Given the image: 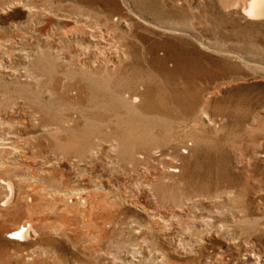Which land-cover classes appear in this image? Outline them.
Listing matches in <instances>:
<instances>
[{"label":"rangeland","instance_id":"374dc122","mask_svg":"<svg viewBox=\"0 0 264 264\" xmlns=\"http://www.w3.org/2000/svg\"><path fill=\"white\" fill-rule=\"evenodd\" d=\"M248 2L0 0V181L12 188L0 182V264H264V15ZM104 14L127 23L110 30ZM91 29L158 45L160 67L132 57L94 78L109 91L140 84L144 108L170 118L97 122L87 157L57 144L90 129L84 117L123 111L101 92L87 103L69 60H94ZM49 183L61 190L41 197ZM25 224V240L7 237Z\"/></svg>","mask_w":264,"mask_h":264},{"label":"bare ground","instance_id":"6f19581e","mask_svg":"<svg viewBox=\"0 0 264 264\" xmlns=\"http://www.w3.org/2000/svg\"><path fill=\"white\" fill-rule=\"evenodd\" d=\"M247 14L249 16L264 15V0H249L248 6H247ZM124 19L125 18H123V16L121 15L117 18V21L114 22L115 18L112 19V17L109 14H104L102 24H104L110 30L117 31L119 27V22H123L125 24L127 23ZM127 38L128 37L126 34L124 36L119 35L118 38L116 39L111 38L109 36L107 38H104L102 32L97 31L95 29H91L88 34V41H89V44H92V46L94 47L93 49L96 52L95 53L96 55H94L93 57L94 60L89 61L88 60L89 58L88 59L85 58L86 60L79 62L80 61L79 60L80 57L78 56L79 54L77 55L74 54L70 56L69 58L70 61L77 58V62L80 65L83 74L85 75L84 79L86 80V85H82L79 81L78 83L84 87V90L86 88L85 92L87 90L89 91V96H90L91 101H88L87 103H93L92 98L95 97L98 94V92H101L102 94L101 98L103 99V102H101V105H105L106 102L104 101H107V99L104 98V96L105 94H107L110 96L112 100L117 101V103L123 108V111L120 114H114L112 116L103 115L102 112L101 114L96 112L95 114L92 113L91 115L84 117L83 119L84 123L91 124V128L88 130L87 129L85 130L82 127L69 128L68 131L71 135L77 134L78 132L77 130H80V135L82 136L80 137L69 136L65 139L66 141L64 143H61L62 142L61 141L59 145L57 144V146H60V148H62L63 150H67L70 153L71 152H74L76 154L78 153V155L80 156H83L87 151H89L86 154L87 157L94 156L97 152L96 150H93V151L91 150V148H94V147H92V143L90 142L89 138L93 134H97L99 132L97 131L98 129H96V126H95L97 122L98 123L105 122L106 124L123 122V121L128 122L129 119L138 118L139 116H142V115L144 116L145 113L154 114V115L159 114L161 116L170 118L169 115L158 113L161 111H159L156 106H150V107L147 106L146 108H144V106L141 104V101L143 100V98L145 97L148 91L146 88L140 87V84L139 85L137 84L136 86L132 88L129 86L126 89L120 88L119 90L109 91V90H104L103 88L106 85L105 78L101 76L99 78H94V76H96V74L101 71H102V74H105V75L110 74V73H119V72L126 71L130 67L128 60H130L132 57L137 62L138 58L141 59L147 56L154 66H159V67L161 66L162 59L158 58L155 55L156 54L155 51L158 48V45H155V44L154 45L153 44L152 45L150 44L149 45H145V44L144 45L142 44L134 45L133 43H130ZM111 40L113 42H111ZM72 44H74L75 46L74 41L73 42L68 41L66 48L69 50L72 49L71 48ZM15 53L20 54V50H15ZM68 54H70V52ZM111 56H114V58H112ZM97 60L99 61L97 67H94L92 69L91 66L95 65ZM100 64H102L103 66H99ZM4 70L6 71L8 76L10 77L13 76L14 72L12 70L6 69V68ZM76 86H74L75 88H73V92L78 90ZM61 99L64 101L63 103H66L67 105L74 107V108L81 109L83 107L86 108V106L87 107L92 106V104H87V103L84 104L83 102H81V100L80 101H70V100H66L67 99L66 97L65 98L61 97ZM193 102L194 103L191 102L189 105L190 110H194L193 108L194 107L196 108L198 105L200 107L199 110H202L205 104L202 95H200V97L196 96ZM93 104L98 105L95 103ZM165 113L167 112L165 111ZM195 115H197L195 116V118L197 119H201L203 117L201 116L202 115L201 112ZM171 118L175 119V116H171ZM75 121H78V120H75ZM56 124L59 125V123H56ZM56 130H67V129L60 126L59 128H56ZM132 132H133L132 129L128 133L126 131H122L121 133H119V139L122 140L123 142L129 141V139L134 137L132 136L133 134ZM11 137L13 136H10V138ZM8 142L10 143L11 140H8ZM170 170L173 171L174 169H170ZM0 182L6 186V188L9 190V194H11L12 192L11 183L8 180H4V181L1 180ZM45 189L48 190L49 192L52 191L56 193L61 190L57 187V184L49 183L47 184V186L38 188V190L40 191V194H42L40 195L41 197L43 196ZM70 189H63L62 191H71V192L74 191V189L72 188ZM8 199L9 197H6L4 202H6ZM32 231L33 230L30 224H25L11 231L7 235V237L13 238V239L25 240L28 236L32 234Z\"/></svg>","mask_w":264,"mask_h":264}]
</instances>
